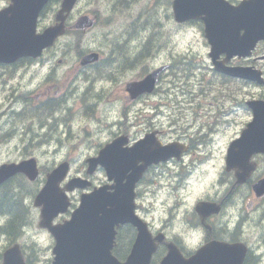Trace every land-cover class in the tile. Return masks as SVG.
Masks as SVG:
<instances>
[{"label":"clouds","instance_id":"9594fccd","mask_svg":"<svg viewBox=\"0 0 264 264\" xmlns=\"http://www.w3.org/2000/svg\"><path fill=\"white\" fill-rule=\"evenodd\" d=\"M223 2L239 8L247 0ZM16 3L0 0V14ZM64 5L43 0L35 16V36L59 29L50 42L17 57L11 68L0 61V169H18L11 178L34 162L36 173L25 172L28 179L11 187L23 213L14 229L13 213L0 207V264H7L11 249H18L22 264H57L53 229L73 219L59 214L80 195L117 191V178L103 162L93 168L92 161L119 140L131 150L149 137L161 148L175 143L182 150L136 161L142 172L132 187V215L155 245L148 264H158L154 253L163 248L191 260L212 243L243 249L240 264H264V193L256 189L264 181V150L250 153L244 180L238 167L229 166L233 145L256 119L246 98L264 103V59L241 68L222 58L227 52L214 56L207 13L179 19L176 0H74L61 19ZM246 33L240 29V36ZM258 41L264 37L250 52ZM248 69L258 72L255 83L233 86L218 77L221 70ZM149 80L151 87H144ZM65 164L57 186L67 209L46 225L38 198ZM134 171L128 169L124 184ZM77 178L87 186L70 189ZM78 187L91 192L69 195ZM5 198L0 182V200ZM201 205L215 210L205 215ZM139 236L140 230L119 243L114 239L109 253L116 264H129Z\"/></svg>","mask_w":264,"mask_h":264},{"label":"water","instance_id":"95a60500","mask_svg":"<svg viewBox=\"0 0 264 264\" xmlns=\"http://www.w3.org/2000/svg\"><path fill=\"white\" fill-rule=\"evenodd\" d=\"M73 3L74 0H65L64 8L59 14L61 19L63 12L70 10ZM42 4L43 0H17L11 10L0 15V57L15 53L17 55L35 54L44 44L50 42L56 31H59V29H53L44 36L34 35L35 16ZM176 11L179 19L207 13L204 18L208 25V35L214 44V56L222 51L228 53V58L239 53L247 55L254 47L256 40L264 37V0H247L239 8H232L223 0H176ZM241 28L247 29L246 35L240 36ZM213 62L215 64L214 60ZM228 74L249 79L258 80L259 78L258 72L251 69ZM144 87L150 88L151 80L147 81ZM249 103L256 113V119L244 138L235 142L229 158V166H236L241 170L239 173L241 180L246 178L252 167L248 163L250 153L255 150H264V103L252 101ZM123 142V140L117 141L102 153L99 161H92L93 168L97 162H103L109 169L110 178L112 176L117 178L116 193L109 194L104 188L91 195L84 197L81 195L80 204L82 202L83 204L80 209L73 211L69 220L73 219L53 229L59 239V246L56 249L57 264H116L110 256L109 249L114 244L116 228L125 223L136 226L138 233L140 230L129 264H148L155 245L145 225L132 215V187L138 179L136 161L145 159L149 162L153 159L167 158L171 154L178 155L182 148L175 143L167 148H161L152 137L131 150L122 149ZM21 168L31 177H35L34 162H25ZM129 168L135 171L128 178L129 182L124 184L122 181ZM17 170L14 167L0 169V182L8 179ZM66 170L65 164L53 173L49 184L38 198V203L45 204L44 224L46 225H50L51 219L59 211L67 209V198L57 186ZM139 171L142 172V169ZM87 184L88 182L77 178L71 181L68 187L70 189L76 186L85 187ZM256 189L258 194L264 193V181L258 184ZM200 210L207 215L215 209L212 206L201 205ZM160 239L162 240L163 237ZM242 254L243 249L239 247L212 243L191 260H184L172 247L171 253H167L160 264H240ZM6 255L7 264H22L18 249H11Z\"/></svg>","mask_w":264,"mask_h":264},{"label":"flooded vegetation","instance_id":"af4514ba","mask_svg":"<svg viewBox=\"0 0 264 264\" xmlns=\"http://www.w3.org/2000/svg\"><path fill=\"white\" fill-rule=\"evenodd\" d=\"M222 58L226 59L227 55L225 53L222 54ZM264 59V41H259L255 47V49L253 50L252 55L249 58H245V59H238L233 58L230 61H228V63L230 65H233V62H238L235 63L234 65H243L247 62V64L250 65H254V59ZM4 68H11L12 64L9 62H5L3 65ZM223 74L218 72V77L221 78ZM232 78V77H231ZM230 77H223L221 80L224 82H229L232 84V81L234 79L240 80L243 82V84H249V83H255L252 80H244V79H240V78H233L231 79ZM252 97L249 96L246 99H251ZM3 187L6 191V198L4 200H0V207H3L9 211H11L14 215V217L17 219L18 223L20 221H22L23 219V213L22 210L20 208L19 202L14 200L12 198L11 195V179L4 182L3 183ZM63 217V216H61ZM210 220H214L215 219V214H211L209 217ZM16 226V224H12L10 229H14ZM137 235V230L135 227L131 226V225H124L122 227H120L118 233H117V243H119L122 239H124L125 237H129V236H136ZM167 254V249L163 248L160 252L155 253L156 259L157 261H160L165 255Z\"/></svg>","mask_w":264,"mask_h":264},{"label":"rangeland","instance_id":"374dc122","mask_svg":"<svg viewBox=\"0 0 264 264\" xmlns=\"http://www.w3.org/2000/svg\"><path fill=\"white\" fill-rule=\"evenodd\" d=\"M243 65H250V64H247V62H246V63L243 64ZM190 67H192V66H190ZM241 84H243V82L240 81V80H233V81H232V85H233V86H239V85H241ZM70 172H71V171H70ZM76 193L79 194L78 192H76ZM78 201H79V200H74V203H75V204H78ZM63 218H69V215H64Z\"/></svg>","mask_w":264,"mask_h":264},{"label":"trees","instance_id":"16d2710c","mask_svg":"<svg viewBox=\"0 0 264 264\" xmlns=\"http://www.w3.org/2000/svg\"><path fill=\"white\" fill-rule=\"evenodd\" d=\"M13 223H14V224H17V223H18L17 219H15Z\"/></svg>","mask_w":264,"mask_h":264}]
</instances>
